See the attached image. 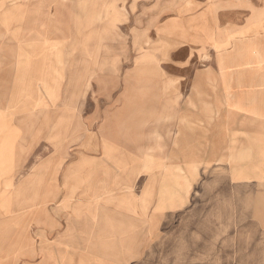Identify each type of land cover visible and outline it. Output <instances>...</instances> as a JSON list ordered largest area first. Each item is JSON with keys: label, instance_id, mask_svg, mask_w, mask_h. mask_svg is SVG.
Here are the masks:
<instances>
[{"label": "rangeland", "instance_id": "374dc122", "mask_svg": "<svg viewBox=\"0 0 264 264\" xmlns=\"http://www.w3.org/2000/svg\"><path fill=\"white\" fill-rule=\"evenodd\" d=\"M138 9L137 0L1 2L0 160H16L12 190L43 174L68 197L48 206L138 223V264H264V177L238 186L236 199L233 168L175 160L186 80L211 60L165 54ZM6 10L19 15L4 24Z\"/></svg>", "mask_w": 264, "mask_h": 264}, {"label": "crops", "instance_id": "0c3cea01", "mask_svg": "<svg viewBox=\"0 0 264 264\" xmlns=\"http://www.w3.org/2000/svg\"><path fill=\"white\" fill-rule=\"evenodd\" d=\"M137 7L165 54L209 56L207 66L194 68L186 80L175 160L233 168L230 179L241 199L238 186L264 177V0H137ZM15 14L4 11V24ZM19 91L27 94L28 89ZM17 167L13 158L5 164L0 160V264L140 263L145 233L138 223L131 226L120 217L109 221L92 206H48L51 197H68L43 174L41 185L29 181L12 190ZM90 189L100 193V188ZM74 190L69 196L79 195ZM130 246H137V253Z\"/></svg>", "mask_w": 264, "mask_h": 264}]
</instances>
